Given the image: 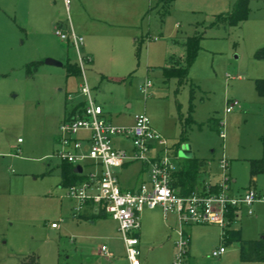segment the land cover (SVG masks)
Returning <instances> with one entry per match:
<instances>
[{
    "label": "rangeland",
    "instance_id": "rangeland-1",
    "mask_svg": "<svg viewBox=\"0 0 264 264\" xmlns=\"http://www.w3.org/2000/svg\"><path fill=\"white\" fill-rule=\"evenodd\" d=\"M235 1L127 0L122 19L114 16L119 20L110 26L120 35L89 41L95 62H85V75L116 124L131 123L130 112L146 113L178 154L177 163L182 148L190 146L191 157L207 160L201 178L215 182L222 176L224 158L235 188H252L264 197V104L255 86L264 77V59L256 56L264 46V0H250L246 19L238 24L214 23ZM83 11L78 0H0V251L10 256H5L6 264H22L24 258H34V264H110L107 257L97 263L84 247L107 246L102 222L111 230L118 226L111 217L96 224L75 217L74 201L59 186L61 159L54 134L65 106L80 97L75 91L82 77L67 76L65 65L43 63L48 57L67 63V54L52 56L60 47L77 62L75 48L60 40L55 29L68 31L71 15L82 23ZM195 35L200 36L199 49L187 78H166L163 67L172 57L184 63V43ZM31 61L42 63L28 76ZM148 80L151 86L144 93ZM234 102L238 105L227 112ZM256 159L262 169L253 173ZM141 163L134 161L122 172V184L128 175L139 178ZM252 209V216L230 224L247 239L264 236V203ZM169 225L167 236L174 242L177 219ZM187 227L191 254L197 258H191L193 264H218L212 250L224 244L223 228L208 223ZM145 233L143 226L142 238ZM225 247V264H233L239 246L229 242ZM145 258L143 250L140 259Z\"/></svg>",
    "mask_w": 264,
    "mask_h": 264
},
{
    "label": "built area",
    "instance_id": "built-area-1",
    "mask_svg": "<svg viewBox=\"0 0 264 264\" xmlns=\"http://www.w3.org/2000/svg\"><path fill=\"white\" fill-rule=\"evenodd\" d=\"M67 4L70 0H65ZM71 26V25H70ZM55 34L63 41H68L75 48L77 63L81 70L82 83L78 91L83 103L76 112L62 118L57 137V157L75 166H82L86 175L81 182L66 188L68 198L75 201L73 214L79 216L86 205L92 203L97 210L110 215L118 222V229L124 242L126 255L131 264H140L139 237L142 210L160 207L165 216L175 213L179 228L175 229L177 250L173 264H187L189 236L186 227L191 224H218L225 230L232 221L227 214L235 208V220L239 217L242 206H247L248 214H252L251 206L264 198L252 188L243 194L231 193L232 178L228 172L227 160L222 158V176L215 182H207L205 187L189 195H181L171 185L173 173L176 171L178 156L171 150L168 140L151 124L146 113L134 115L132 125H118L104 114L103 106L92 94L85 75V62L89 59L82 52L83 36L72 28L63 31L56 27ZM151 85L147 81L142 90L146 93ZM73 93L69 94L72 100ZM237 102L229 105L231 111ZM87 135H81V133ZM130 140L132 147L126 149L117 146L116 140ZM141 161L148 168L149 176L133 189H123L120 185L117 169L127 163ZM86 165L89 171L86 172ZM217 186V191L213 187ZM234 220V221H235ZM55 227L56 223H52ZM101 252L110 256L106 245ZM226 250L225 244L213 250V256H219Z\"/></svg>",
    "mask_w": 264,
    "mask_h": 264
},
{
    "label": "crops",
    "instance_id": "crops-1",
    "mask_svg": "<svg viewBox=\"0 0 264 264\" xmlns=\"http://www.w3.org/2000/svg\"><path fill=\"white\" fill-rule=\"evenodd\" d=\"M70 2H71V0H70ZM126 2H127V0H78L79 5L84 10L83 12L86 15V19H84L82 23H77L76 21H74L73 16L71 15V20H72L71 26H72L73 30L78 35L84 36V42H85L84 43V51L86 53V57L89 58L87 60L88 63L91 64V63L95 62V53L91 47V42H89L90 40L96 41V40L101 39V38H105V37L111 38V37H117L120 35L119 32L112 30L110 28V26L115 24L119 20L118 19L119 17H121V19H122V15L124 14L123 8L125 6V5L123 6V3H126ZM114 16H116L118 18H116ZM105 17L107 19L111 20V24L108 23V21L102 20ZM67 45H68V43H67ZM53 54H55V53H53ZM65 54H67V56H68L67 57L68 61H71V59L69 58V55H68V50H67V52H65L64 49H61V47L59 49H57V53L55 55H52V56H54L56 58H63V56ZM72 62H76V61L73 60ZM64 64H66V63H63V65ZM86 79H87V82L89 84V79H88L87 75H86ZM112 79L114 81H118V82H121L123 80L122 78L120 79V78H116V77H114ZM148 81H150V80H148ZM91 90H92V87H91ZM78 91H75V92H78ZM70 92H74V91H70ZM93 97L98 102L97 98L94 95H93ZM81 99L82 98L80 96L73 103L69 104L68 106L66 105L64 108V111H63V115L60 116V120L67 115L75 113L76 111L73 112L72 109L74 106H76V104L79 103V101ZM98 103H100V102H98ZM100 104L103 106L102 103H100ZM103 109H104L105 116L108 119H110L113 123H115L112 120L113 118H111V116L108 115L109 111L106 110L104 108V106H103ZM135 114L136 113L130 112L131 123L118 124V125H132L134 123V115ZM151 124H152V122H151ZM152 126L158 132H160L153 124H152ZM58 134H59V128H58L57 133L55 132V134H54V141H56V143H57ZM81 135H87V133L83 132V133H81ZM116 144H117V146L122 147V148H126V149H131V147H132L130 140H125V139H120V138H118L116 140ZM171 150L174 153L172 147H171ZM174 154H176L178 156V154L176 152ZM181 158H184V157H181ZM178 159H179V156H178ZM131 163L132 162L127 163L123 167L117 169V174L119 177L120 185L123 189H133L136 186H138V184L142 180L147 179L149 176L147 166H145L143 163H141V166L139 167V169L136 172L137 173L136 175H139V178L137 176L135 178V176L133 177V175L132 176L128 175L127 178L124 180L125 183L122 184L121 183V181L123 182V180L121 178L122 172H124V170H126V169H129ZM179 164L180 163L178 162L177 163V165H178L177 169L179 168ZM142 174H143V176H142ZM144 174H145V176H144ZM230 176H231V173H230ZM201 179L204 181L203 177ZM207 182H210V181L207 180ZM207 182H205V184ZM232 182H235V179H233ZM60 187H62V186H60ZM246 190H248V189H245L244 191H240L239 189L235 188L231 184V193L234 195L243 194ZM260 197H261V195H260ZM262 198H264V197H262ZM9 201H10V198H9ZM256 203L263 204L264 202L259 200V201H256L254 204H256ZM74 206H75V201H74L73 208H74ZM244 208H246V209H245L244 214H243ZM248 209L249 208L247 206H242L240 209V212H239V217L235 221L240 220L242 215L252 216L254 214V210L252 209V206H251V209L253 210L252 214H248ZM145 210H146V212H145L144 216L141 218L140 229L136 232V234L140 240V242H139L140 256H141V253L143 252V250L146 251V258L144 261H142L140 259V264H173V259H174L175 252H176L175 251V246H176L175 241L176 240L173 242L172 239H170L171 235L167 236V232H168L169 228L172 227L169 225L170 221L174 220V217H175V219H177L175 213H169V214H167V216H165L160 207H156L154 209L146 208ZM101 212H103V211L97 210L96 206L94 204L90 203V204L85 206L82 213L77 217L80 219L88 220L91 224H96L99 219H101L102 221L107 220L104 217H111L110 215L105 214V213L99 215ZM112 219L116 223V226H118V222L114 218H112ZM235 221H233V222H235ZM143 226L145 228L146 233L144 234V237L142 238V227ZM101 227L103 228V231L106 233V237H105L106 243L105 244H107V246L111 250V251L109 250L111 255L110 256L104 255L101 252L100 246H98L92 250H91V248L88 249L87 247H84V249H87L88 251L90 250V254L93 256L94 260L97 263H99L101 261L100 260L101 258L104 260L105 259L104 257H107V258H109L110 264H123L121 261H125L124 264H131L127 255H126V251L124 250L125 246H124V242L122 241L123 239L121 240V238L118 234L119 229L116 230V228H113L111 230L110 226L109 225L106 226V224L104 222L101 223ZM0 228H3V223H2V227H0ZM187 228L188 227H186V232L188 233V236H189L187 264H193L194 260H192V259H195V256H193L191 254V249H190L191 248V238H190V233L188 232ZM230 228L237 229V228H234L231 226H230ZM0 230H3V229H0ZM0 232H2V231H0ZM0 234L2 235L3 233H0ZM221 237H222V234H221ZM234 242H236V244H238V246L240 248V242L239 241H233V243ZM219 247H216L214 250L218 249ZM119 249H122V252H120ZM212 252H213V250H212ZM226 252L227 251L225 250L221 255H219L217 257L214 256L215 257L214 259L218 262V264H225V262L227 261V258H228L227 256H225ZM5 256L10 257L4 251H0V260H5V264H6L7 258ZM195 261H197V258L195 259ZM233 264H264V262H245V261L241 260L240 254H239V257L237 258V260L234 261Z\"/></svg>",
    "mask_w": 264,
    "mask_h": 264
},
{
    "label": "trees",
    "instance_id": "trees-1",
    "mask_svg": "<svg viewBox=\"0 0 264 264\" xmlns=\"http://www.w3.org/2000/svg\"><path fill=\"white\" fill-rule=\"evenodd\" d=\"M167 2L171 0H166ZM250 0H236L233 4V7L226 12H223L216 16L214 23H223V24H238L247 17V5ZM200 36L195 35L192 37H188L186 39L185 48L186 54L184 63L180 62V60L176 57H172L168 60L166 66L163 67V73L165 77L169 78L171 76H177L180 80L186 79L188 76L189 67L193 63L196 54L199 49V40ZM256 56L258 58L264 59V46L261 47ZM172 60H176L175 64H171ZM42 63V61H31L26 65V73L28 76H33L37 71L38 66ZM66 67L67 76H80L81 70L78 66L77 62L68 61L64 64ZM255 86L257 93L263 99L264 104V77L257 78L255 80ZM83 106V103L79 102L76 106L73 107V112L76 109H80ZM213 118L209 119L211 122ZM223 124V122H221ZM207 160L200 159L197 157H189L183 158L180 161L179 168L173 173L171 185L176 192L181 195H189L192 192L198 190L202 186L205 187V181L201 179V171L206 166ZM60 178L61 181L59 183L62 187H69L71 185L77 184L85 179L86 175L80 172H76L75 165L61 160L60 163ZM262 169V163L259 160L252 161V172L256 173L258 170ZM214 191H217V186L213 187ZM235 208H230L227 216L230 221L235 220ZM101 212L99 215L103 214ZM223 242L225 244L233 241L240 242L239 254L242 261L245 262H264V236L256 238V239H246L243 238L241 230L233 229L227 227L225 230V237H223ZM31 259L33 263H31ZM22 264H34L35 259L30 258L28 261L27 258L21 260Z\"/></svg>",
    "mask_w": 264,
    "mask_h": 264
},
{
    "label": "water",
    "instance_id": "water-1",
    "mask_svg": "<svg viewBox=\"0 0 264 264\" xmlns=\"http://www.w3.org/2000/svg\"><path fill=\"white\" fill-rule=\"evenodd\" d=\"M43 63L47 64V65H56V66H62L63 62L57 59H54L52 57H48L45 58L43 60ZM180 156L184 157V158H189L191 157V153H190V146L187 147H183L182 150L180 151ZM76 172H82V166L77 165L75 167Z\"/></svg>",
    "mask_w": 264,
    "mask_h": 264
}]
</instances>
